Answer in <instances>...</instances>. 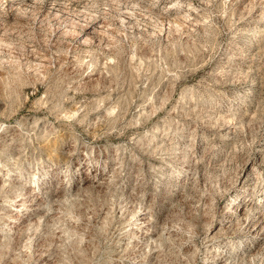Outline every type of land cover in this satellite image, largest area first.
Returning a JSON list of instances; mask_svg holds the SVG:
<instances>
[{
    "label": "rangeland",
    "instance_id": "1",
    "mask_svg": "<svg viewBox=\"0 0 264 264\" xmlns=\"http://www.w3.org/2000/svg\"><path fill=\"white\" fill-rule=\"evenodd\" d=\"M16 1L0 264H264V0Z\"/></svg>",
    "mask_w": 264,
    "mask_h": 264
},
{
    "label": "bare ground",
    "instance_id": "2",
    "mask_svg": "<svg viewBox=\"0 0 264 264\" xmlns=\"http://www.w3.org/2000/svg\"><path fill=\"white\" fill-rule=\"evenodd\" d=\"M10 1H12L13 3H12V5L9 7L10 9H11V11H14V10H17V9H19L20 7H18V4H20L18 1H16V0H10ZM24 7V6H23ZM27 10V9H26ZM23 11V10H22ZM17 12V11H16ZM186 14V13H185ZM182 17V16H181ZM186 18V17H185ZM176 19V18H175ZM174 21V20H173ZM175 21H177V20H175ZM192 22V21H191ZM1 23H3V22H0V24ZM169 23V22H168ZM114 29V28H113ZM112 29V30H113ZM110 30V29H109ZM115 31H116V29H115ZM116 33H117V31H116ZM119 33V32H118ZM105 37H106V35H105ZM113 37V36H112ZM109 40V39H108ZM105 41V40H104ZM101 42V41H100ZM111 42V41H110ZM108 44H111V43H108ZM186 95V94H185ZM19 171V170H18ZM24 172V171H23ZM20 174L22 173V171H20L19 172ZM18 173V174H19ZM18 175V176H14L13 178L12 177H10L12 180L10 181V183H14L16 180H19L20 179V176L21 175ZM24 175V174H23ZM36 175V174H35ZM47 175V176H46ZM44 176L45 177H49V172H46V173H44ZM16 180H15V179ZM22 179V178H21ZM258 179V178H257ZM21 181V180H20ZM17 182V181H16ZM22 182V181H21ZM19 183V182H18ZM25 183V182H24ZM3 184H5V182L3 183ZM16 185V184H15ZM2 186V183L0 184V187ZM19 186V185H18ZM5 187V186H4ZM1 189V188H0ZM32 192V190L30 189V190H28L27 191V193H31ZM12 196V195H11ZM239 196V195H238ZM237 196V198H236V210H237V208H240L241 206H240V202H241V200H242V198H239ZM244 200V199H243ZM247 202V201H246ZM251 203V202H250ZM250 203H248V205L247 206H243L244 208L242 209V207L239 209V212H242V213H244V212H248L249 210H251L252 209V206H249L250 205ZM244 204V203H243ZM254 209V208H253ZM253 211V210H252ZM260 211V214H259V216L260 217H258V219L260 220V219H263V217H264V209H261V210H259ZM21 211H19V212H16L15 213V220H18V219H21L20 220V223L21 222H24L25 221V218H26V216H28V215H26V214H24V213H22ZM257 213H259V212H257ZM256 213V214H257ZM24 214V215H23ZM239 214H241V213H239ZM253 214V213H252ZM251 215V214H250ZM248 217V216H247ZM255 218V217H254ZM247 220V219H246ZM252 220V219H251ZM251 223V222H250ZM257 224V223H256ZM262 224V223H261ZM14 225V224H13ZM17 225V224H16ZM15 226V225H14ZM20 226V225H19ZM264 227V226H263ZM257 229V228H256ZM254 234H257V231H254ZM166 237V236H165ZM225 243V242H224ZM226 245H227V243H226ZM211 259H212V257H211ZM214 260V259H213ZM214 264H217V262H215Z\"/></svg>",
    "mask_w": 264,
    "mask_h": 264
}]
</instances>
